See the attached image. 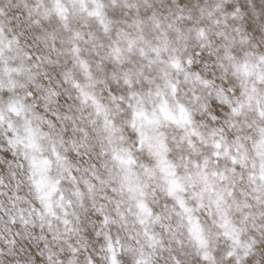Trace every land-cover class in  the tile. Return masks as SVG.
<instances>
[{"label": "snow or ice", "instance_id": "6c2138e0", "mask_svg": "<svg viewBox=\"0 0 264 264\" xmlns=\"http://www.w3.org/2000/svg\"><path fill=\"white\" fill-rule=\"evenodd\" d=\"M0 264H264V0H0Z\"/></svg>", "mask_w": 264, "mask_h": 264}]
</instances>
